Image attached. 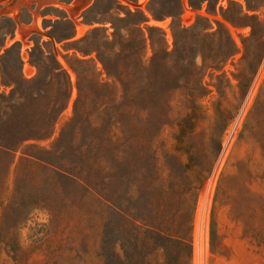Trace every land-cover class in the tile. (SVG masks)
<instances>
[{
  "label": "rangeland",
  "instance_id": "374dc122",
  "mask_svg": "<svg viewBox=\"0 0 264 264\" xmlns=\"http://www.w3.org/2000/svg\"><path fill=\"white\" fill-rule=\"evenodd\" d=\"M98 54L129 74L167 59L153 98L140 83L126 108ZM243 108L210 264H264V0H0V264H191Z\"/></svg>",
  "mask_w": 264,
  "mask_h": 264
},
{
  "label": "built area",
  "instance_id": "2783aa9c",
  "mask_svg": "<svg viewBox=\"0 0 264 264\" xmlns=\"http://www.w3.org/2000/svg\"><path fill=\"white\" fill-rule=\"evenodd\" d=\"M245 108L228 124L213 167L199 191L192 218L191 264H210L212 218L219 187L243 127Z\"/></svg>",
  "mask_w": 264,
  "mask_h": 264
},
{
  "label": "trees",
  "instance_id": "16d2710c",
  "mask_svg": "<svg viewBox=\"0 0 264 264\" xmlns=\"http://www.w3.org/2000/svg\"><path fill=\"white\" fill-rule=\"evenodd\" d=\"M225 20L229 21L228 19H225ZM147 29L149 32H157L161 36V43L163 45H166V39H165L166 35H165L164 31H162L161 29L156 28V27L147 28ZM141 31L143 33L141 42L146 47L147 43H148V38H147L146 34L144 33V31L143 30H141ZM149 40H150L151 45L154 46L152 39H149ZM98 60L102 64L103 69H104L108 79L112 80L113 82H119L121 84V86L124 90L122 99L127 102L126 108L128 106H137L138 101L144 96V92H142V93L139 92V88H138L139 86H137L140 83H144V82L147 83L146 88L148 89L147 91H149L148 97L150 99L153 98L152 97L153 91L157 87V84H159L161 82L160 79L158 78L159 71H160L161 67L166 65V63H167V59L161 60L157 54H154L150 58L149 66L146 65V61L144 60V58L131 57L130 59H128V62L133 66L136 65V67H135V70L129 74V73H123V72H119V71H113L112 69H110L108 67L107 60L99 54H98ZM18 61H21L20 55H19ZM54 62H55V64H57V68L55 69V71L57 73H61L62 69H61L56 58H54ZM121 115L122 116L124 115L127 118L130 116V113L125 111V112H122ZM133 127H134L135 131H138L139 127L137 125L134 124ZM29 156L32 158H36V157L31 156V155H29Z\"/></svg>",
  "mask_w": 264,
  "mask_h": 264
}]
</instances>
